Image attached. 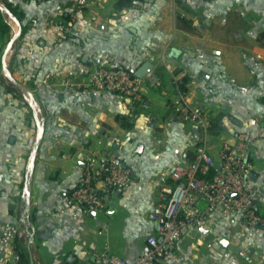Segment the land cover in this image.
Here are the masks:
<instances>
[{"label": "crops", "instance_id": "obj_1", "mask_svg": "<svg viewBox=\"0 0 264 264\" xmlns=\"http://www.w3.org/2000/svg\"><path fill=\"white\" fill-rule=\"evenodd\" d=\"M7 1L24 17L0 0L11 28L0 39V227H21L18 245L34 264H98L106 249L133 261L146 250L162 188L198 147L197 126L169 108L170 70L219 119L216 159L241 132L252 136L250 184L264 216V0H144L121 14L119 0ZM75 5L82 12L73 23ZM144 63L152 71L136 120L116 93L61 85L107 64L136 75ZM91 150L117 155L133 172L105 220L67 206ZM163 264H264V229L218 212L204 229L186 230Z\"/></svg>", "mask_w": 264, "mask_h": 264}, {"label": "built area", "instance_id": "obj_2", "mask_svg": "<svg viewBox=\"0 0 264 264\" xmlns=\"http://www.w3.org/2000/svg\"><path fill=\"white\" fill-rule=\"evenodd\" d=\"M49 1V0H37ZM82 6H73L72 22H77ZM34 25H37L35 22ZM176 95L169 103L177 117L198 128V147L193 162L179 164L171 172V183L162 188L160 201L149 220L156 234L147 239L146 250L130 261L109 253L97 256L98 264H163L172 257L186 230L204 229L208 217L220 213L232 220L237 215L251 229H264V216L256 209L250 178L253 165L249 161L252 136L241 132L234 148L222 146L218 159L213 155L212 112L188 94V83L170 70ZM61 85L69 90H93L116 93L127 99L132 119L139 118V109L146 105L145 81L122 65H103L95 71L67 77ZM84 172L77 187L69 194L70 209L83 208V216L101 212L109 207L112 196L133 182V172L117 155L91 150L84 160ZM205 203L203 207L201 204ZM21 227L7 223L0 227V264H19L21 260L18 237ZM240 256L247 258L245 251Z\"/></svg>", "mask_w": 264, "mask_h": 264}, {"label": "trees", "instance_id": "obj_3", "mask_svg": "<svg viewBox=\"0 0 264 264\" xmlns=\"http://www.w3.org/2000/svg\"><path fill=\"white\" fill-rule=\"evenodd\" d=\"M4 1L6 3L7 8L10 10V12L21 22L23 20L24 15L22 11H20L19 7L15 6L14 4L10 3L7 0H4ZM143 1L144 0H119L115 6V12L118 14H121L122 12L133 8L136 4H138L139 2H143ZM181 20L185 21L186 19L182 18ZM10 30H11L10 25L7 23L5 16L3 14V11L0 9V39L3 40L5 36L9 34ZM262 37L264 38V35H262ZM186 83H188V79L184 77V84ZM122 121H125V118H123ZM219 129H220L219 119L213 116L212 117V129H211L212 135L219 134V131H220ZM195 158H196V155H195ZM19 249H20V254H21V260L19 264H32L28 252L24 250L23 248H19Z\"/></svg>", "mask_w": 264, "mask_h": 264}, {"label": "water", "instance_id": "obj_4", "mask_svg": "<svg viewBox=\"0 0 264 264\" xmlns=\"http://www.w3.org/2000/svg\"><path fill=\"white\" fill-rule=\"evenodd\" d=\"M84 60H86V59H84ZM151 71H152V65L150 63H144L142 65V67L138 70V72L136 73V76L139 77V78L144 79L148 74L151 73ZM121 192H122V190L120 189L118 191V194H120ZM201 205L204 207L205 206V203L202 202ZM90 215L92 217H95L96 216V212H93ZM222 245H223V243H222ZM31 261H32V264H34L32 259H31Z\"/></svg>", "mask_w": 264, "mask_h": 264}, {"label": "rangeland", "instance_id": "obj_5", "mask_svg": "<svg viewBox=\"0 0 264 264\" xmlns=\"http://www.w3.org/2000/svg\"><path fill=\"white\" fill-rule=\"evenodd\" d=\"M138 5H139V3L136 4L135 6L138 7ZM135 6H134V7H135ZM134 7H133V8H134ZM133 8H131V9H133ZM158 103H159V105H161V103L163 104L164 101L160 99V100H158ZM142 111H143V107H141V108L139 109V112H142ZM160 111H161V110H160ZM185 124H186V123H185ZM187 124L195 125V124H193V123H189V122H188ZM108 205H109V207H110V205H111V200H110V202H109ZM104 213H105V210H104V211H101V212L98 213V220H105V219H106ZM151 222H152V221H151ZM152 223H153V222H152ZM153 224H154V223H153ZM154 225H155V224H154ZM35 264H37V263H35Z\"/></svg>", "mask_w": 264, "mask_h": 264}]
</instances>
